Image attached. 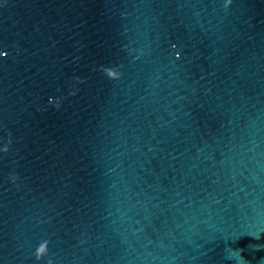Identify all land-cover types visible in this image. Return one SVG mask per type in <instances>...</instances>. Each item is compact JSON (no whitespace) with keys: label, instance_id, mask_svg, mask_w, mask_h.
I'll return each mask as SVG.
<instances>
[{"label":"water","instance_id":"water-1","mask_svg":"<svg viewBox=\"0 0 264 264\" xmlns=\"http://www.w3.org/2000/svg\"><path fill=\"white\" fill-rule=\"evenodd\" d=\"M0 264H264V0H0Z\"/></svg>","mask_w":264,"mask_h":264}]
</instances>
